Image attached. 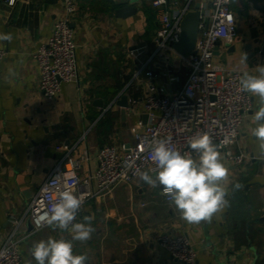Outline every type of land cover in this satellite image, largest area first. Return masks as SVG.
I'll return each mask as SVG.
<instances>
[{
	"label": "crops",
	"instance_id": "crops-1",
	"mask_svg": "<svg viewBox=\"0 0 264 264\" xmlns=\"http://www.w3.org/2000/svg\"><path fill=\"white\" fill-rule=\"evenodd\" d=\"M177 1L179 6L189 2L192 7L197 2L203 9L211 6V0ZM78 2L72 25L81 75L78 81L64 83L58 97L48 98L40 89L34 52L51 34L61 2L0 0V34L13 37L11 42L1 41L7 54L0 60V245L64 154L58 145L69 144L75 157L87 154L79 170L84 175L96 169L102 146L133 143L134 127L140 118L144 120L138 107H126L123 119L118 100L123 94L144 95V82L130 83L137 63L128 52L134 49L144 56L153 50L160 7L152 0ZM126 5L137 6V11L117 15V9ZM232 7L237 36L218 43L216 60L230 69L257 74L256 66L264 65L260 55L264 0H232ZM245 55L247 61L241 63ZM172 61L179 68V80L167 85L176 91L187 78L188 67L179 52L172 53ZM158 82L164 84L166 79L160 76ZM251 97L252 108L233 146L247 159L235 164L219 151L229 171L224 182L228 204L210 221L189 224L161 188L147 185L139 176L87 201L81 222L84 216H93L95 232L86 242L73 241L74 254H86V264H161L171 257L158 235L168 232L191 238L199 264H264V150L251 133L252 116L259 108L258 98ZM31 229L26 217L19 232L26 236L23 264H36L30 254L33 243L49 237L71 239L70 232L49 226Z\"/></svg>",
	"mask_w": 264,
	"mask_h": 264
},
{
	"label": "built area",
	"instance_id": "built-area-1",
	"mask_svg": "<svg viewBox=\"0 0 264 264\" xmlns=\"http://www.w3.org/2000/svg\"><path fill=\"white\" fill-rule=\"evenodd\" d=\"M7 1L10 4L15 2ZM60 2L62 10L55 18L51 34L34 52L40 89L48 98L58 97L64 83L78 81L81 75L72 25L79 2ZM152 4L160 7L154 48L144 56L134 49L128 52L137 63L130 83H145L142 98L128 96V108H141V112L148 115L147 121L138 120L133 143L102 146L97 153L96 169L84 175L79 170L87 154L75 157L69 144L58 145L57 149L63 150L64 154L42 183L26 214L14 219L12 231L0 245V264H23L22 241L26 236L19 234L21 226L26 217L32 222L31 232L48 226L41 224L37 227V217L58 201L61 191L70 190L83 200L76 218V222H81L90 198L109 192L120 183L135 181L141 171L154 169L148 148L154 141L170 140L171 146L182 153L191 152L188 141L198 133L207 132L227 160L241 164L247 159L246 153L236 152L233 146L238 141L245 116L252 108V97L239 90L243 72L216 60L218 43L237 36L232 0L221 2L219 6L217 0H211L210 8L204 9L195 49L185 55L180 53L188 67V75L176 91L167 85L179 80V68L172 61V53L178 52L175 43L181 36V22L193 7L191 2L179 6L177 0H152ZM6 54L7 50L0 41V60ZM160 76L166 79V83L159 84ZM158 239L171 257L161 264H199L195 244L187 234L161 232Z\"/></svg>",
	"mask_w": 264,
	"mask_h": 264
},
{
	"label": "clouds",
	"instance_id": "clouds-1",
	"mask_svg": "<svg viewBox=\"0 0 264 264\" xmlns=\"http://www.w3.org/2000/svg\"><path fill=\"white\" fill-rule=\"evenodd\" d=\"M221 2L227 3L228 0H217V6ZM12 38L11 33L0 34V41L11 42ZM246 61L247 55L241 63ZM256 73H243L239 90L258 98L259 108L252 116L255 127L251 133L264 150V65L256 66ZM188 146L192 151L182 153L171 146L170 140L152 142L148 145L149 159L155 168L141 171L139 176L147 185L161 188L162 194L183 220L189 224H199L210 221L228 204L224 182L229 178V171L207 132L193 136ZM235 187L239 188L240 185ZM82 204L83 200L72 191L63 190L58 201L37 217V227L47 224L53 229L68 231L71 239L49 237L33 243L30 254L36 264H86V254L73 252V241L86 242L95 232L93 216H84L83 222H76Z\"/></svg>",
	"mask_w": 264,
	"mask_h": 264
},
{
	"label": "water",
	"instance_id": "water-1",
	"mask_svg": "<svg viewBox=\"0 0 264 264\" xmlns=\"http://www.w3.org/2000/svg\"><path fill=\"white\" fill-rule=\"evenodd\" d=\"M137 11V6L126 5L117 9V15L119 16H128ZM204 9L201 7V3L197 2L195 6L189 9L184 15L181 22V36L179 41L175 43V49L185 55L190 51H193L196 47V42L199 33V24L201 14L204 13ZM232 46L231 43H227ZM260 55L264 56V44L260 49ZM97 103L103 104L102 99H98ZM118 104L122 106V117L126 118L127 110L126 107L129 106V97L127 94H123L122 97L118 100ZM148 115H144V121H147Z\"/></svg>",
	"mask_w": 264,
	"mask_h": 264
}]
</instances>
